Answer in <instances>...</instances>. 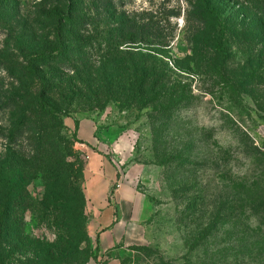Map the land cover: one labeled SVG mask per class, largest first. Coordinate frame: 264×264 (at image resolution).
<instances>
[{"label": "trees", "instance_id": "obj_1", "mask_svg": "<svg viewBox=\"0 0 264 264\" xmlns=\"http://www.w3.org/2000/svg\"><path fill=\"white\" fill-rule=\"evenodd\" d=\"M62 1L40 4L41 36L25 30L15 37L18 3L0 0V31L8 38L0 49V66L11 79L0 100L2 108L12 109L15 122L7 155L0 159V264L26 248V258L32 256L27 264H88L98 257V251L85 248L82 172L70 161L75 153L64 135L65 118L110 103L151 109L158 138L169 131L175 114L193 103L181 73L208 78L230 100L246 97L250 75L245 67L232 71L229 61L235 50L246 55L250 47L264 49V0H183L182 31L190 51L183 60L170 55L176 35L169 25L181 17L180 6L169 10L162 5L131 16L120 5L124 0H65L67 5L59 6ZM227 3L233 6L231 14ZM205 93L214 96L211 90ZM250 150L264 157L259 148ZM36 182L45 189L42 199L29 192ZM28 211L58 233L57 243L29 239L24 228ZM226 224L238 228L235 222ZM244 224L252 227L250 219ZM231 245V251L238 246L235 240ZM233 257L227 264L238 263Z\"/></svg>", "mask_w": 264, "mask_h": 264}, {"label": "rangeland", "instance_id": "obj_2", "mask_svg": "<svg viewBox=\"0 0 264 264\" xmlns=\"http://www.w3.org/2000/svg\"><path fill=\"white\" fill-rule=\"evenodd\" d=\"M16 1L21 24L16 25L14 36L25 30L29 35L41 36L36 13L44 0ZM65 5V0L59 4ZM120 5L131 16L155 11L162 5L169 10L180 6L181 17L172 19L169 25L175 28L176 35L170 55L176 60L189 55L182 31L187 8L183 0H124ZM226 10L228 14L234 12L229 3ZM7 41L6 34L0 31V49ZM261 51L264 49L257 46L250 47L246 55L235 50L229 61L232 71L245 67L250 75L252 86L246 97L230 100L208 78L181 73L193 103L175 114L169 131L158 138L148 115L151 109L140 112L110 103L103 110L82 108L64 119V135L73 143L75 153L70 161L82 172L78 185L86 200L85 248L98 251L96 261L88 264H227L233 256L238 257L237 264H264V207H260L264 202V157L249 153L257 147L264 154ZM10 82L0 66L1 100L10 90ZM209 90L215 97L205 93ZM1 100L0 159L7 155L15 123L12 109L2 108ZM75 121L79 123L78 130ZM111 134L119 138H106ZM111 141H115L114 145L124 141L126 147L113 154ZM91 157L105 164L107 175L116 181L115 190L128 185L135 194L129 221H117L120 241L105 254H101L96 236L98 213L86 195ZM29 192L40 199L45 195L38 182L29 187ZM111 198L119 220L121 211L114 191ZM250 208L256 211L251 213ZM246 219L251 220L252 227H245ZM227 222L237 223L238 228L233 230ZM24 228L33 241L49 245L58 241V233L39 223L29 211L24 214ZM234 240L238 246L231 251ZM26 249L17 251L8 264H27L26 259L32 256L26 258Z\"/></svg>", "mask_w": 264, "mask_h": 264}, {"label": "crops", "instance_id": "obj_3", "mask_svg": "<svg viewBox=\"0 0 264 264\" xmlns=\"http://www.w3.org/2000/svg\"><path fill=\"white\" fill-rule=\"evenodd\" d=\"M107 135V134H106ZM106 138H119L115 135H108ZM122 138V137H120ZM111 141L112 153L118 154L117 150H123L126 147L125 142L120 144ZM114 145V146H113ZM108 147V146H107ZM92 160V157H91ZM90 167V177L86 184L87 199L92 207L98 213L96 230L99 240L101 254L113 249L117 241H120L118 235L117 221L119 224L129 221V210L135 201L134 191L128 185H121L115 190L116 181L113 177L107 175V167L102 161L93 159ZM114 189V190H113ZM113 191L118 202L121 216H115L116 212L112 205ZM128 214V215H127Z\"/></svg>", "mask_w": 264, "mask_h": 264}]
</instances>
